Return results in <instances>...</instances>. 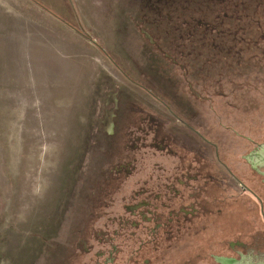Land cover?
Returning a JSON list of instances; mask_svg holds the SVG:
<instances>
[{"label": "rangeland", "instance_id": "rangeland-1", "mask_svg": "<svg viewBox=\"0 0 264 264\" xmlns=\"http://www.w3.org/2000/svg\"><path fill=\"white\" fill-rule=\"evenodd\" d=\"M211 12L0 0V264H216L264 234V180L238 154L264 135V14L246 38L192 39ZM166 199L208 218L150 225Z\"/></svg>", "mask_w": 264, "mask_h": 264}, {"label": "flooded vegetation", "instance_id": "flooded-vegetation-1", "mask_svg": "<svg viewBox=\"0 0 264 264\" xmlns=\"http://www.w3.org/2000/svg\"><path fill=\"white\" fill-rule=\"evenodd\" d=\"M204 2L205 1L197 2L198 10H199V12L201 11V6L202 7H204V6L211 7V9H212L211 13H213V17L215 19L214 23L210 25V27L213 28V32H211V33H214L215 37H217V36H219V37L225 36L224 33H226V32L222 31L223 27H222V24H221L224 20L223 19H218V18H220V16H217L218 15L217 13L220 10H226L225 8L222 9V6H224L223 3L225 2V0L211 1L212 4H211V2H208V4H205ZM228 15H229L228 17L231 16L230 13ZM199 22L201 23V20H197V23H199ZM203 23L206 25V23L204 21H203ZM208 24H209V22H208ZM215 30H217V31H215ZM226 170L229 171L231 176H233V173H232L231 169L227 168ZM228 180L230 181V178H228ZM186 187L190 188V189L191 188L193 189V187H194V189H198L199 188V186H192V185H189V186H186ZM247 189H248V187L245 186L244 190H247ZM187 194H188L187 191H182V190L178 191V197H180L179 199H181L182 204L185 203L186 199H188ZM225 198L227 199V202L231 201V195L230 196L226 195ZM195 203H196L197 207L193 211L190 210L192 213L190 211L185 210L186 209L185 207H180L179 209L177 208V207H179L177 205H175L176 208L171 207L172 206L171 204H173L172 202L170 203V206H165V205L163 206V204H168V200L163 202L162 206L148 207L149 208L148 209V211H149L148 214L150 215V218H148V220H149L148 223L150 225H152V226L153 225H157L160 228H162V226L167 227L168 224L176 222L177 220H178V227H180V224H182V226H184L185 224L187 226H191V225H193L196 222V220H198V222H197V224H198L199 221L203 220V218H205L206 216L208 218L209 214L204 213L203 209L200 207L199 200L196 201ZM143 204L144 203L142 202V200L136 201L134 204L129 206V209H132V210L137 209L138 207H140ZM263 212H264V208L262 209V213ZM211 213L212 212H210V214ZM141 214H144V213L141 212ZM190 214H192V215H190ZM160 215H166V216L165 217H160ZM207 218L205 219L206 221H207ZM228 223L230 225V221H228ZM225 250L229 254V256H225L224 258H220V257L214 256L215 257L214 261L216 262V264H245L246 262L248 263V261L245 258L246 255L240 254L239 256H234L233 257V251H232L231 248H228V249H225ZM238 257H240V258L244 257V258H242L241 260H238ZM254 264H264V261H258V263L256 262Z\"/></svg>", "mask_w": 264, "mask_h": 264}, {"label": "trees", "instance_id": "trees-1", "mask_svg": "<svg viewBox=\"0 0 264 264\" xmlns=\"http://www.w3.org/2000/svg\"><path fill=\"white\" fill-rule=\"evenodd\" d=\"M192 2L196 1L195 3L197 4V2H201V0H191ZM202 1H205L204 3L207 4L208 2L210 1H220V0H202ZM230 1V0H229ZM224 6H222V9H226V10H220L217 14V16H220V18L218 19H225L226 17H228V14L229 13H232L231 16H232V23L231 25H228V27L225 28L224 32H226L228 29V32L227 34L225 33V36H217L215 37L214 34H212L211 32H213V28L210 27L211 24L214 23V17H213V13H211L213 19L212 20H208L207 18L208 17H203V21L206 23V25L204 24V27L202 28V26L200 25H196L194 26V31L190 34H193V38H205V39H215V38H226V39H243V38H246V37H243V36H238V35H232L231 36V33L232 31H238V28L237 26H243V25H246V24H243L242 22L243 21H255L253 22L254 24H256V26H258L257 28H259V26L263 25V23H260V19H258L257 17H261L263 14H264V0H232L231 2H224L223 3ZM237 12H239V15H235L237 14ZM231 16L228 17L231 19ZM216 18V17H215ZM247 18V19H246ZM243 20V21H242ZM202 21V22H203ZM209 24H208V22ZM242 21V22H241ZM259 21V22H258ZM193 26V24H192ZM202 33H198V31H200ZM221 30V29H220ZM217 31V30H215ZM93 181H89V175L86 179V188L88 187V183H92ZM85 188V189H86ZM89 208H84V212L82 211H79V213L83 214L84 216V219H80V223L82 224V222L86 219L87 217V211ZM75 221V220H74ZM75 230V229H73ZM71 238L69 241H68V244H67V247H65V252H68V249H70V253L73 252V245H74V240H73V233L71 235ZM68 253L66 254H61L59 256V260L57 259V256L55 257H49L48 259V264H60V263H68V261L71 260L72 261H75V257H73V255H71L69 258H68ZM74 259V260H73ZM45 262V261H44ZM46 264V262H45Z\"/></svg>", "mask_w": 264, "mask_h": 264}, {"label": "water", "instance_id": "water-1", "mask_svg": "<svg viewBox=\"0 0 264 264\" xmlns=\"http://www.w3.org/2000/svg\"><path fill=\"white\" fill-rule=\"evenodd\" d=\"M249 176L264 180V135L238 153ZM246 255L245 264L264 261V234L254 233L241 252ZM243 255V256H244ZM244 258V257H242ZM242 258L238 257V260Z\"/></svg>", "mask_w": 264, "mask_h": 264}]
</instances>
